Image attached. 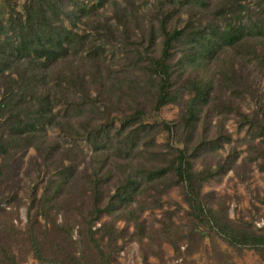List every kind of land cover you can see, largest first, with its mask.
<instances>
[{
    "label": "trees",
    "instance_id": "trees-1",
    "mask_svg": "<svg viewBox=\"0 0 264 264\" xmlns=\"http://www.w3.org/2000/svg\"><path fill=\"white\" fill-rule=\"evenodd\" d=\"M89 1L0 0V264L28 253L44 264H119L130 240L141 264L164 260L161 241L183 258L199 226L264 258V226L232 220L225 195L201 190L228 170L240 181L251 164L264 173L262 15L245 0ZM104 3L112 13L92 16ZM71 14L84 17L80 31L63 22ZM244 93L248 111L237 103ZM166 104L174 117L143 118ZM229 117L244 130L232 144ZM21 167L40 185L18 194ZM175 185L190 223L168 208L141 215Z\"/></svg>",
    "mask_w": 264,
    "mask_h": 264
},
{
    "label": "rangeland",
    "instance_id": "rangeland-1",
    "mask_svg": "<svg viewBox=\"0 0 264 264\" xmlns=\"http://www.w3.org/2000/svg\"><path fill=\"white\" fill-rule=\"evenodd\" d=\"M22 0H16V7H20ZM151 0L143 1V4L149 3ZM257 1V2H256ZM92 2L90 0L88 3ZM248 9H251V14H261L264 19V10L258 7L259 0H245ZM264 6V5H263ZM67 9H70L68 6ZM112 6L104 3L97 12L91 14L95 18L99 17L103 19L104 16L110 15L112 12ZM92 13V12H90ZM70 19L74 20V23L64 17L63 22L72 27L73 29L80 31L85 25L84 17L76 18L72 14ZM117 68L118 65L115 64ZM254 79V77H253ZM257 81V78L255 79ZM261 89L264 88V79L261 78ZM258 89V91L260 90ZM239 108L243 111L252 109L255 105L254 99L249 94L244 95L237 99ZM177 107L174 104H166L160 107L158 110L151 109L150 112L144 116L145 120H159L160 118L169 119L176 115ZM115 112V111H114ZM119 113V112H115ZM225 127L227 131L231 133V141L229 144L234 143L236 137L242 136L244 130H238L233 117H229L225 121ZM49 132L57 134L58 139L61 140L63 137L60 133H57V128L49 129ZM63 141V140H62ZM66 143H69L66 141ZM78 144L82 147L84 152L89 153L90 147L84 140H78ZM244 144L238 145V148H243ZM228 149V143H224L220 152L224 154ZM34 153V149L28 147L23 154V159H26L28 155ZM244 154L241 152L240 155ZM85 158L87 155L84 156ZM26 160L24 161V163ZM23 163V165H24ZM198 166V164L196 165ZM24 168V166H22ZM21 169L19 175L21 176L20 184L22 189L18 190V194L23 193V189L27 187V183H37L39 176L35 175V169ZM202 191L213 190L215 194L225 195V204L227 205V214L232 220L242 218L244 220H251L252 227L258 229L264 226V173L259 171L253 164L248 170V176L244 181L237 179L233 175L231 170L217 178L208 179L202 184ZM39 191V188L37 189ZM162 206L153 207L151 209H144L142 216L147 218L151 213L155 216H159L160 212L168 208L172 211V217L176 222L190 223L191 217L187 212L186 203L181 198V193L178 186H172L164 191L161 195ZM32 209H29L31 212ZM26 207L21 206L19 208L18 216L20 218V225L26 217ZM104 218V217H103ZM115 224L119 227L123 224L122 220H117ZM202 232V238L200 239L199 245L189 255H185L183 258L173 257L172 249L167 241H161V248L163 250L164 260L160 261L156 256L148 255L147 264H264V258L256 250L251 247L242 246L236 247L226 243L221 237L214 234L211 230L205 227L199 226ZM131 227L129 226V229ZM116 259L119 264H141L140 255L138 253L137 245L135 241L130 240L123 243L122 247L116 253ZM20 264H44L37 262L29 253L20 262Z\"/></svg>",
    "mask_w": 264,
    "mask_h": 264
}]
</instances>
